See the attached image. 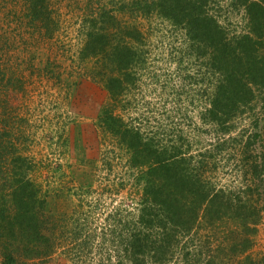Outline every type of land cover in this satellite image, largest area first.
Returning <instances> with one entry per match:
<instances>
[{
	"label": "trees",
	"instance_id": "1",
	"mask_svg": "<svg viewBox=\"0 0 264 264\" xmlns=\"http://www.w3.org/2000/svg\"><path fill=\"white\" fill-rule=\"evenodd\" d=\"M44 1L36 0L35 6ZM228 2L231 8L245 11L246 25L238 35L231 34L211 10V0H129L125 22L118 15L125 11L118 7L88 30L80 52L81 60L88 63L85 74L100 82L109 97L98 114L99 127L103 136L126 152L128 175L142 186L137 211L111 214L112 222L101 229L104 241L99 245L93 243L95 235L82 240L87 232L81 227L87 224H78L71 215L63 219L59 239L50 236L59 220L46 211L47 190L33 179L34 167L27 156L16 151L11 140L7 144L0 130L4 264L51 259L69 240V226L76 243L65 251L64 247L61 254L69 252L75 264H254L252 247L263 210L255 196L260 189L253 182L263 178L264 165L251 149L252 138L240 146L242 156L235 162L243 169L244 181L250 182L241 195L213 181L207 155L190 153L187 141L165 133L159 136L160 128L144 129L126 116L130 107L139 109L142 103L139 70L148 62L147 36L149 30L154 32L150 28L157 18L182 35V44L174 49L181 56L178 64L190 65L184 60L194 56L197 69L206 73V110L211 120L227 131L232 111L252 108V84L264 89V0ZM196 79L192 76L190 84Z\"/></svg>",
	"mask_w": 264,
	"mask_h": 264
},
{
	"label": "rangeland",
	"instance_id": "2",
	"mask_svg": "<svg viewBox=\"0 0 264 264\" xmlns=\"http://www.w3.org/2000/svg\"><path fill=\"white\" fill-rule=\"evenodd\" d=\"M32 1L0 0V130L7 144L11 140L16 151L27 156L34 167L33 179L47 190L46 211L59 220L49 230L50 236L53 233L59 239L60 225L71 215L78 224H87L88 228L81 227L87 232L82 240L95 235L93 243L99 245L104 241L101 229L112 222L111 214L137 211L142 186L128 175L126 152L111 137L103 136L98 114L108 93L90 74L86 76L88 63L81 60L80 52L88 30L98 27L111 10L123 7L125 12L118 15L127 20L129 0H46L39 7ZM211 1V10L231 34L238 35L246 25L244 8L233 9L228 0ZM169 27L157 18L150 28L154 32L145 30L150 51L148 62L139 70L142 103L139 109L130 107L126 116L144 129L160 128L159 136L165 133L187 141L190 153L207 155L213 181L245 194L250 182L244 181L243 169L235 162L242 156L240 146L252 138L251 149L264 165V89L252 84V108L232 111L227 121L230 131H224L206 110V73L197 69L194 56L184 60L190 65L178 64L181 56L174 49L182 44V35ZM194 75L196 83L190 84ZM254 183L260 189L255 196L263 217L252 261L264 264V176L253 187ZM85 214L87 219H82ZM69 229V240L59 245V253L35 264H75L69 252L61 254L73 240ZM0 264H4L1 248Z\"/></svg>",
	"mask_w": 264,
	"mask_h": 264
}]
</instances>
